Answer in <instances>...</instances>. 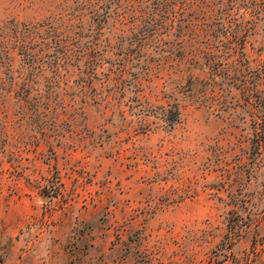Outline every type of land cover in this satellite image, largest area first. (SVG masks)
Returning <instances> with one entry per match:
<instances>
[{
	"label": "rangeland",
	"instance_id": "obj_1",
	"mask_svg": "<svg viewBox=\"0 0 264 264\" xmlns=\"http://www.w3.org/2000/svg\"><path fill=\"white\" fill-rule=\"evenodd\" d=\"M159 1L0 0V264H264V0Z\"/></svg>",
	"mask_w": 264,
	"mask_h": 264
},
{
	"label": "trees",
	"instance_id": "obj_2",
	"mask_svg": "<svg viewBox=\"0 0 264 264\" xmlns=\"http://www.w3.org/2000/svg\"><path fill=\"white\" fill-rule=\"evenodd\" d=\"M101 1H102V3H101L100 6H101V8H102L103 11L102 10L100 11L99 9L98 10H99L100 14H103V19L104 20H108V17L111 16V15L125 17L124 12H123V9L120 6H118V5L117 6H112L114 0H101ZM154 1L155 0H153V2ZM182 1H187V4H189L191 2V0H182ZM228 2L232 6L231 8H234V6L237 3L236 0H221V4L228 3ZM104 3H106L108 5V7L107 6L104 7ZM159 3L162 4V3H164V1L163 0H162V2L159 1ZM101 12H103V13H101ZM170 14L173 16V19H174L175 14H172L171 12H169V15ZM135 16H137L139 18V15L138 14L135 15ZM185 21H187L186 23H189L190 22V21H188L187 16L185 17ZM225 26H227V25H225ZM250 28L251 27L249 26L247 28V30H249ZM152 30L153 29H151V30L146 29L144 32L141 30L140 32H143L141 34L142 40H146V39L150 38L151 34H150L149 31H152ZM247 32L248 31L243 32V33H240V34L232 33V35L228 36V27H225V31H224L223 38H225L228 41L229 40H231V41L232 40H234V41H245L246 40V36H247ZM34 38L33 37H30V39L28 41H32V40H34ZM36 38L37 39L40 38L41 39L40 41H51V40L53 41V38L54 37H50V36L47 35V36H38ZM207 39H209V38H207ZM59 41H61V40L59 39ZM205 52H209V51H205ZM242 81L244 82V88L247 89L249 92H250V90H253V89H251L252 87L254 88V87H257L258 86V84L254 83V81L251 79V72H250V70H249V72L247 74H245V77H244V79H242ZM247 103H249L250 105H252V107H256L258 105V104H255V102L252 101L251 98H249L247 100ZM254 116L257 117L256 118L257 120L260 118V117L258 118L259 115L257 113H255ZM261 119L264 121V115H263V117ZM256 136H257V143H256V147L257 148L256 149L258 150V152H261L260 151L261 143L264 141V127L262 126V124H260V122H259V128L257 130Z\"/></svg>",
	"mask_w": 264,
	"mask_h": 264
}]
</instances>
